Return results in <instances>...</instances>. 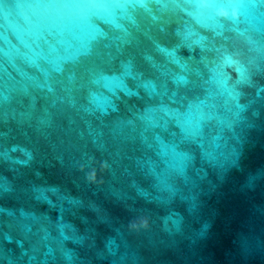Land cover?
Returning a JSON list of instances; mask_svg holds the SVG:
<instances>
[{"label":"water","instance_id":"95a60500","mask_svg":"<svg viewBox=\"0 0 264 264\" xmlns=\"http://www.w3.org/2000/svg\"><path fill=\"white\" fill-rule=\"evenodd\" d=\"M0 0V264H264V0Z\"/></svg>","mask_w":264,"mask_h":264},{"label":"snow or ice","instance_id":"6c2138e0","mask_svg":"<svg viewBox=\"0 0 264 264\" xmlns=\"http://www.w3.org/2000/svg\"><path fill=\"white\" fill-rule=\"evenodd\" d=\"M208 2L220 12L230 11L232 8L230 0H208Z\"/></svg>","mask_w":264,"mask_h":264}]
</instances>
